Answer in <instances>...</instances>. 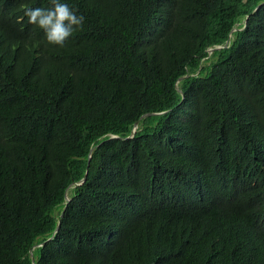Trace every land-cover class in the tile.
<instances>
[{"label": "trees", "instance_id": "1", "mask_svg": "<svg viewBox=\"0 0 264 264\" xmlns=\"http://www.w3.org/2000/svg\"><path fill=\"white\" fill-rule=\"evenodd\" d=\"M60 2L0 0V264H264V0Z\"/></svg>", "mask_w": 264, "mask_h": 264}, {"label": "clouds", "instance_id": "2", "mask_svg": "<svg viewBox=\"0 0 264 264\" xmlns=\"http://www.w3.org/2000/svg\"><path fill=\"white\" fill-rule=\"evenodd\" d=\"M53 7L25 8L28 23L44 31L46 41L51 45L64 46L73 33L82 28L85 17L77 15L67 3L51 0Z\"/></svg>", "mask_w": 264, "mask_h": 264}, {"label": "water", "instance_id": "3", "mask_svg": "<svg viewBox=\"0 0 264 264\" xmlns=\"http://www.w3.org/2000/svg\"><path fill=\"white\" fill-rule=\"evenodd\" d=\"M228 42H229V41H228ZM228 42H227V43H228ZM223 47H224L223 45H219V46H217L218 49L223 48ZM211 49L214 50V48H211ZM179 90H181V89H179ZM163 112H165V111L146 112V113H144L141 117H145V116H147V115H151V114L163 113ZM138 126H139V120L135 122L134 127H133V131H132L131 135H129V136H127V137L132 136V135L134 134V132L137 130ZM112 137H121V136L118 135V134H114ZM124 138H126V137H124ZM90 157H91V155H90ZM90 157H89V162H90ZM85 180H86V175H85L81 180L77 181L76 183H72V184H70V185L68 186V188H67V190H66V196H65L66 200H70V199H71V196L69 195V190H70V188H71L74 184H82V183H84ZM63 214H64V211L61 213V215H63ZM59 226H60V224L57 226V229L59 228ZM41 244H43V243H41ZM36 245H38V244H36ZM31 255H32L33 264H37V263H36V258H35V256H34L32 250H31Z\"/></svg>", "mask_w": 264, "mask_h": 264}, {"label": "rangeland", "instance_id": "4", "mask_svg": "<svg viewBox=\"0 0 264 264\" xmlns=\"http://www.w3.org/2000/svg\"><path fill=\"white\" fill-rule=\"evenodd\" d=\"M211 52L213 51L211 48L209 49Z\"/></svg>", "mask_w": 264, "mask_h": 264}]
</instances>
